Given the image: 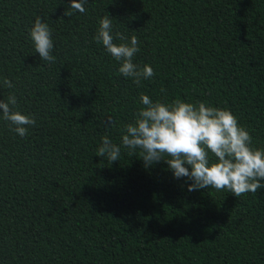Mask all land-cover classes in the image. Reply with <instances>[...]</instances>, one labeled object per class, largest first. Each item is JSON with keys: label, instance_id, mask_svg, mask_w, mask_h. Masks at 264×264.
Here are the masks:
<instances>
[{"label": "trees", "instance_id": "16d2710c", "mask_svg": "<svg viewBox=\"0 0 264 264\" xmlns=\"http://www.w3.org/2000/svg\"><path fill=\"white\" fill-rule=\"evenodd\" d=\"M69 4L0 0V100L15 95L36 118L23 138L0 119V264H264V187L190 192L139 149L112 163L95 154L105 135L120 145L141 94L227 108L264 149V0ZM106 14L138 38L134 63L151 79L133 83L95 41ZM36 16L52 29L54 63L30 39Z\"/></svg>", "mask_w": 264, "mask_h": 264}, {"label": "clouds", "instance_id": "9594fccd", "mask_svg": "<svg viewBox=\"0 0 264 264\" xmlns=\"http://www.w3.org/2000/svg\"><path fill=\"white\" fill-rule=\"evenodd\" d=\"M86 2L70 0L69 8L86 13ZM72 14L64 12L66 16ZM98 23L94 39L120 62V74L131 78L136 85L155 75L151 66L145 64L141 68L134 63L140 51L135 35L129 38L119 31L114 32L113 18L108 14ZM29 36L39 57L54 63L52 29L41 17H35ZM3 83L13 87L7 78ZM165 91L161 89L162 93ZM140 102L144 107L124 126L120 145L105 135L95 153L97 156L112 163L120 160L121 147L132 153L139 149V158L145 167L165 161L174 178L191 181L187 185L190 192L212 188L240 197L246 193L255 194L264 187L261 183L264 180V149L252 146L251 135L229 109L179 99L154 102L145 94H141ZM0 119L7 121L10 131L22 138L28 134L29 127L36 125L34 115L17 110L15 95H9L6 101L0 100ZM105 125L114 126V121L108 118Z\"/></svg>", "mask_w": 264, "mask_h": 264}]
</instances>
